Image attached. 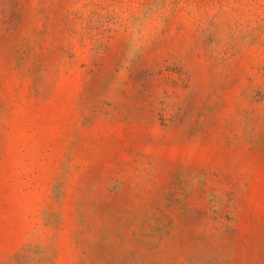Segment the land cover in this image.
<instances>
[{
	"label": "rangeland",
	"instance_id": "obj_1",
	"mask_svg": "<svg viewBox=\"0 0 264 264\" xmlns=\"http://www.w3.org/2000/svg\"><path fill=\"white\" fill-rule=\"evenodd\" d=\"M0 264H264V0H0Z\"/></svg>",
	"mask_w": 264,
	"mask_h": 264
}]
</instances>
